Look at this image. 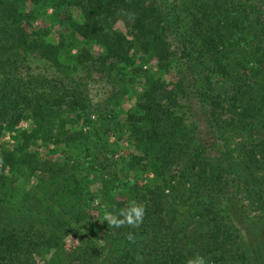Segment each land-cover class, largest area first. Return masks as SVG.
<instances>
[{
    "label": "trees",
    "instance_id": "trees-1",
    "mask_svg": "<svg viewBox=\"0 0 264 264\" xmlns=\"http://www.w3.org/2000/svg\"><path fill=\"white\" fill-rule=\"evenodd\" d=\"M63 5L80 10L82 20L66 15L61 24L101 50L95 56L83 47L75 63L107 79L116 71L144 80L124 125L133 152L121 170L98 180L97 196L122 223L109 221L102 238L79 224L71 245L66 238L77 235L55 208L28 205L38 200L28 192V204L12 203L15 182L33 176L52 182L42 184L43 199L64 201L72 177L61 167L37 169L31 149L87 135L67 131L91 108L86 81L59 76L64 43L32 27L37 8L57 15ZM32 54L58 76L29 73ZM151 61L156 71L143 70ZM170 72L167 90L162 75ZM192 102L204 112L198 122L188 121ZM6 134L12 143L2 144ZM209 137L232 145L236 156L212 157ZM131 173L133 185L125 183ZM88 184L86 175L67 198L74 196L70 210L80 223ZM242 193L264 218V0H179L178 7L166 0H0V264H189L197 257L264 264V225L256 231L247 221ZM134 207L144 209L139 222Z\"/></svg>",
    "mask_w": 264,
    "mask_h": 264
},
{
    "label": "rangeland",
    "instance_id": "rangeland-1",
    "mask_svg": "<svg viewBox=\"0 0 264 264\" xmlns=\"http://www.w3.org/2000/svg\"><path fill=\"white\" fill-rule=\"evenodd\" d=\"M166 1L172 7L179 6V0ZM27 9L32 11L34 7L28 6ZM37 9L38 11L36 10L37 13L32 24L33 31L42 30L46 34V40L50 43H64L65 50L61 57L64 73L58 74L62 76L63 79L67 76L69 78L83 79V81H86V90L91 108L86 113L87 116L81 118L79 123L67 125L69 134L72 132H83L87 134L85 137L79 138L78 135L70 143H65L57 147L53 144L46 146V144L37 141L34 143L31 152L36 157L34 161L36 162L37 169L41 168L42 170L48 171L61 167L67 177H72L71 179L69 178L73 184L69 192L73 191V186L74 192H79V183L82 182L84 176H88L89 184L86 190L90 195L83 198L85 201L82 200V204L88 206V211H86L87 213L85 214V221H81L80 223L79 210H76L78 215L75 214L74 210H70L72 208L71 200H73L74 196L69 197L68 200L69 192L62 194V197H67L62 202L59 201L61 196L53 201H48L49 194L43 199L42 184L44 183L43 185L48 187L52 182H47L45 179L40 183L35 176L29 178V180L19 178L15 182L14 187L17 196L12 200V203L21 208L23 204H28L25 202L26 198L24 196L25 193L28 192L31 196L38 197V200L30 202L28 205H35L40 201L46 203L47 205L45 206L55 208V212L59 211L58 217L63 218L61 220L66 221L77 235L76 237L68 236V238H66V245H71L74 243L73 240L79 236V224L80 228L84 226L86 230H94L95 234L102 238L105 226L110 221L107 203L97 196L101 188V184L98 180L103 176L106 177L109 172L113 173L112 171L114 170H121L123 166L122 162L126 161L129 157L128 155L133 152L127 136L124 134V125L126 115L133 110L136 97L142 89L144 80L142 77L136 76L132 79L128 76L124 78L118 77L116 71L111 72L110 75H112V78L107 79L88 66L85 67V65L75 63L72 57L78 55L79 52L81 53L83 47L88 48V52L95 56L101 52L99 48L95 47L90 49L89 46L83 45L80 39L78 40L72 37L73 34L69 31L66 24H64V26L61 24V22L65 21L64 18L66 15H70L75 22L80 23L82 20L80 10L76 7L63 5V7H60V10L58 9L57 15H55L51 7L46 8L41 6ZM171 9L168 8L166 13H169ZM117 28L124 32L121 24H119ZM27 65L29 66V73L31 74L43 73L46 75V73L50 74L53 72V75L58 76L57 73H54V69L49 68L47 64L40 61L37 54H32L28 57ZM136 65L137 67L140 66V60L136 61ZM143 70L155 72L156 63L154 61L147 63V65L143 66ZM162 77L167 85V90H169L171 88V83L175 80L174 75L170 72L164 76L162 75ZM203 114V110L197 106V103L192 102L188 116L192 117L193 120L190 118L188 121L198 122V120L200 121V119H203ZM24 127H27V124ZM9 137L10 136L6 134L1 141L2 144L12 143ZM86 137H88V140H86ZM207 139L210 143L209 153L212 157L215 156L222 160H227L226 158L229 156L230 152H233V155L236 156V152L231 150L232 145L228 147V150L221 141L215 142L212 137ZM235 139V137L231 138V140H228V143ZM230 158L234 159V157ZM120 163L121 165L119 166ZM109 164L111 165L110 167H108ZM101 169H103L102 175H100ZM124 173L126 175V172ZM36 175L40 176V171H37ZM127 178L128 179L125 180L127 184L133 185L136 181L135 174H128ZM76 186L78 187L77 189H75ZM118 191L119 190H117L116 193H118ZM239 199L246 209L247 221L253 225L256 231H262L264 218L259 214L258 209H256L254 205L251 206L252 204L245 197L244 193L239 194ZM68 212H71L77 219L72 216L70 217ZM94 223L95 226L92 228V224ZM89 224L91 226H89ZM98 244H103L102 239H100ZM37 263L44 264L45 260H37Z\"/></svg>",
    "mask_w": 264,
    "mask_h": 264
},
{
    "label": "clouds",
    "instance_id": "clouds-1",
    "mask_svg": "<svg viewBox=\"0 0 264 264\" xmlns=\"http://www.w3.org/2000/svg\"><path fill=\"white\" fill-rule=\"evenodd\" d=\"M132 213L135 214V220L136 222H139L142 217H143V214H144V209L141 207V208H132L131 210ZM129 222L131 223L132 220H131V215L129 214ZM110 222L113 223L114 225H116L117 227L120 225V221H117L114 217H111L110 218ZM189 264H207V261L205 258L203 257H197V259L195 261H189Z\"/></svg>",
    "mask_w": 264,
    "mask_h": 264
}]
</instances>
